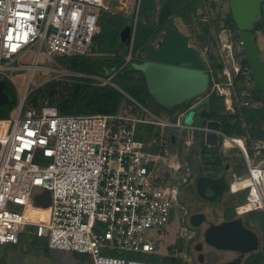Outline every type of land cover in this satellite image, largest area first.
<instances>
[{"label":"built area","instance_id":"1","mask_svg":"<svg viewBox=\"0 0 264 264\" xmlns=\"http://www.w3.org/2000/svg\"><path fill=\"white\" fill-rule=\"evenodd\" d=\"M111 10L109 0H0V78H13L15 69H28L32 78L46 67V59L48 67L58 65L63 76H81L62 67L58 57L90 53L101 12ZM155 10L158 17L161 7ZM29 53L33 61L23 63ZM233 58L231 69L223 68L228 81L213 77L211 93L229 96L231 88L226 85L247 76ZM242 95L249 105L250 93ZM26 99L24 95L5 123L0 120V246L19 243L33 227L50 248L89 254L94 264H171L127 256L158 250L152 232L167 228L175 208L187 212L180 203L179 184L164 181L166 168L175 160L164 131L143 139L139 126L184 129L187 145L194 142L193 131L207 128L150 111L151 118L128 113L64 114L57 105L35 106ZM245 142L246 138L240 147L248 170L237 179L246 180L249 208L264 210V144L255 142L252 155ZM45 190L51 191V203L39 207L49 215L38 219L27 209L38 205L34 196ZM181 234L193 235L186 226Z\"/></svg>","mask_w":264,"mask_h":264},{"label":"rangeland","instance_id":"2","mask_svg":"<svg viewBox=\"0 0 264 264\" xmlns=\"http://www.w3.org/2000/svg\"><path fill=\"white\" fill-rule=\"evenodd\" d=\"M118 1L119 0H109L112 6V10L101 12V17L99 19L100 28L95 34L96 40L99 41L101 44L104 43L103 44L104 50L107 49L110 50L111 52L114 51L113 49L114 46L116 45V42L114 43L115 41L114 37L116 31L117 29L123 27V23H122L123 21L121 19H125L128 22L132 20V24L135 25L139 18H142L143 20L151 19L153 13L141 7L142 0H127L126 5H120V6H118L119 5ZM159 2L163 3L164 0H156V4H159ZM154 13L157 14V11L155 10ZM230 13H231L230 0H205L204 5L199 8L198 12L195 15L196 17L191 25L184 23L180 18H178L174 14H171L169 18L173 19L175 25L183 33L188 35L189 45L191 47H195L200 51V53L206 60L209 68L212 67L214 68L215 64L222 63L223 68L230 67L231 69L234 61L233 57H235V60L240 64L241 61L247 57V53L242 43L239 29L223 28L219 33V39L216 42L210 39L209 37L210 33L205 32L206 20L211 19L213 21V24L215 21L219 20L218 23L224 27L225 20L230 16ZM163 31L159 33L158 37L164 38ZM212 32L214 33L216 32V28L214 25ZM125 33L127 32L123 31V35H125ZM133 33L134 30L132 31V39L130 40L131 46L133 41ZM257 35L261 49V56L264 61V28L258 30ZM154 43L158 45L159 40H156ZM228 43L231 44V48L226 45ZM139 48L135 49L134 52L128 57L133 59H142L146 51L143 50V46H140ZM108 53L110 52L99 50V51H93L92 53H90V55L97 56V55H106ZM32 61H33V54L31 53L27 54L22 60L23 63H27V64L31 63ZM43 64H45L46 67L44 69H38L32 78H30V73L28 69H15L12 73L13 78H8L13 83L20 100L21 98L24 97V95H27L28 97V95L31 94L33 90L44 85L49 80L54 78L63 79V77H65L63 76L62 72L58 69L59 67L58 65L57 67L55 66L56 68L48 67L49 66L47 65L49 64L48 59H46L45 62H43ZM60 65L64 68H67L63 66L61 63ZM242 70L248 71L246 73L247 76L245 77V74H243V76H239L238 81L233 84L236 89L234 88L232 90L231 88V93L232 92L234 93L235 101L240 104H241L240 100H242L243 98L240 97L237 99L236 96L240 95L237 89L244 88L247 90V92L252 93L251 91L254 88L260 87L252 68L250 69L248 68V66H246V67H242ZM74 72H79V71H74ZM222 74H223V70L221 75ZM126 75H129V73L126 71H122L121 73H119V75L116 78H113V80H117V79L122 80V77H125ZM135 77H139V74H136ZM223 77L224 75L221 76V78ZM94 78L104 82H109L110 80L112 81V77L105 79L98 76H94ZM125 79L127 80L126 77ZM132 81L133 80H130L128 82L132 85V87H128V90L134 95H137L139 91L140 92L142 91L141 94H145V95H144V100H142L143 103H140L138 100L137 101L139 103L135 101L132 103L129 102V100H126L127 105L123 107V110L126 111V113L137 114L145 118L147 117L151 118L152 116L149 113L150 111L151 113H154L156 115L167 118L170 117L171 120H177V114L175 115L173 114V116H171V111L173 106L168 107L158 102L155 99V97L150 93V91L148 93L147 91H144L141 88V86H138L139 84H135L138 82V79L137 80L134 79V81L133 82ZM28 82H30L29 86H27ZM234 90H236L237 92L236 95ZM261 93L264 94V91L262 90ZM196 98H194L193 100H195ZM193 100H191L190 103H192ZM37 102L41 104L47 102L51 103L49 99H40V98H38ZM177 106L178 105H176V107ZM141 125L150 126L151 128H155L156 131H160V132L162 131V126L160 125L147 124V123H141ZM259 125L260 124L258 125L255 124L254 127L253 126L249 127V130L253 128H260ZM164 129L165 130L163 131L165 132L167 130V127L166 128L164 127ZM176 132H178L181 135L183 131L181 129H177ZM249 133L251 134L250 131ZM251 136L254 139L252 134ZM252 145H253L252 142L249 141V146L252 147ZM181 149H182L181 159L184 160V163L186 164V158H187L186 156H188L191 146L185 145ZM173 165L176 167L178 165V160H174ZM167 171L170 170L165 171L166 179H167ZM209 191L212 190L209 189ZM204 199L208 200L206 198ZM201 200L202 197L200 198L199 201ZM212 202L214 201H210L208 205L213 204ZM18 208L21 209L22 207H18ZM27 211L29 214L35 215L38 219H46L49 215L48 211H41L39 205H35L33 208L30 209L28 208ZM250 220L255 223L253 224V227L259 231L261 237L260 243L261 245H263L264 234H262L263 233L262 230L264 231V219L261 216V212L258 210L252 211L250 213ZM184 225L187 228H190L189 227L190 223L187 218L186 220L182 221L181 217L178 218L173 216V219L168 224L166 229L152 232L153 236L159 241L158 250L150 254L128 253L127 256L133 258H141L149 261H163L164 259L162 257L173 255V256L181 257L182 264H221L223 261H226L230 259L233 255H235L236 252L234 250H224V251H219V249L215 250L217 249L216 247L205 242L203 233L194 235L193 238L188 236H183L181 234V228ZM206 228L207 225L204 227L203 225L200 227H195V226L192 227L194 233L201 229L204 231ZM32 231H34V228L29 227L27 231L24 233L25 236L31 238L32 233L30 232ZM199 241L204 242V250H203L204 255L202 257L203 261L200 262L198 261V258L200 255L199 252L201 250L196 248V244ZM253 257L254 256L252 255L248 256L249 259ZM0 264H94V263L91 255L86 253L74 252L63 249H52V248H49L48 250H44V248H42L40 245L38 246L29 245L27 247H23L22 243L19 242L17 245L12 244V245H4L3 247L2 246L0 247Z\"/></svg>","mask_w":264,"mask_h":264},{"label":"water","instance_id":"3","mask_svg":"<svg viewBox=\"0 0 264 264\" xmlns=\"http://www.w3.org/2000/svg\"><path fill=\"white\" fill-rule=\"evenodd\" d=\"M230 4L247 58L260 88L264 91V61L256 29L257 23L263 19L264 0H230ZM141 7L153 12L156 9V0H142ZM171 13L170 3L164 0L159 14L160 20L163 21L170 17ZM128 30L131 32L134 30L132 43L133 47L137 48L150 36L152 25L139 18L135 25H132V22L128 23L125 31L128 32ZM188 42V35L170 22L160 46L155 47L152 43L145 44L146 59L132 62L133 67L144 73L150 93L165 106L180 104L186 106L189 101L204 94L210 86L211 74L208 71L206 60L199 50L189 46ZM97 48L98 44H93V49ZM111 83L119 88L116 83ZM9 100L10 97L4 89V80L0 79V103ZM186 108L183 121L193 125L194 122L201 120L207 128L205 134L207 143L217 145L220 140V120L212 118L206 106H187ZM230 188L231 182L225 173L219 177L202 175L197 179L199 194L212 201L221 199L224 192ZM209 189L212 190L210 194L207 193ZM34 200L36 204L48 207L51 203V191L45 190L44 193H37ZM205 219V213H194L191 216V223L196 227ZM204 240L217 249L239 252L236 258L223 264H240L248 253L259 247L260 243L258 233L247 226L242 217L218 223L211 222L204 232ZM196 248L202 250L203 242L200 241ZM202 256L203 253H201Z\"/></svg>","mask_w":264,"mask_h":264},{"label":"trees","instance_id":"4","mask_svg":"<svg viewBox=\"0 0 264 264\" xmlns=\"http://www.w3.org/2000/svg\"><path fill=\"white\" fill-rule=\"evenodd\" d=\"M171 7L172 13L178 18H180L184 23L191 25L195 19V15L198 12L199 8L202 7L205 3V0H167ZM154 13V11H153ZM155 13L152 15L151 19L148 20V23L152 25V30L150 33V40L153 41L159 33L164 29V23L158 26L156 25ZM171 19V18H170ZM123 22V27L117 29L115 34L116 45L114 46V51L104 50L103 44L96 40L94 37V41L99 43V50L110 52L106 55H97L93 56L90 54L87 55H73V56H59L58 61L65 67L73 71H80L95 75H100L105 78H116L119 73L122 71H126L129 75L122 77V80L117 79L113 80L117 85H119L124 91L128 94L130 93L136 100L140 103H143L144 95L139 93L137 95L132 94L128 87H132L130 80L138 79V82L135 84H139L144 91L149 93V89L147 87L146 78L144 73L133 67L132 62L134 61H142L140 59L131 58L128 60V56L134 52L135 49H131V39L132 32L128 30L125 35H123V31L127 28V25L131 21H127L125 19H121ZM174 23V20L171 19ZM219 20L213 21L211 19L206 20L205 23V32L210 33V39L216 42L219 39V33L223 28H231L238 29L237 23L235 22L232 12L230 16L225 20L224 27L218 23ZM213 25L216 28V32H212ZM125 27V28H124ZM264 28V4H263V19L257 23V30H261ZM216 63V62H215ZM243 67L248 66L251 69L250 62L246 57L241 61ZM223 64H215L214 68H209L208 71L211 74V81L208 90L204 93L207 94L211 90V86L213 85V77L216 80H220L221 77L218 75L222 73ZM136 74H139V77H135ZM223 75V74H222ZM68 79H51L46 82L44 85L38 87L33 90L31 94L27 97V103L30 105L40 106L41 103H38V98L40 99H49L50 104L57 105L60 111L64 114H80V113H118L122 109V105L125 100L132 101L125 93H123L118 87L115 85L104 82L92 77L82 76L78 77V75H69ZM224 80H227V76L224 75ZM4 80V89L7 91L10 100L8 102L0 103V119H7L10 117L12 110L18 105L20 98L16 92V89L8 79V77L3 78ZM132 81V82H133ZM185 106L183 104L173 106L171 113L179 108H184L189 106V103ZM206 106L210 115L216 116V113L221 109L222 110V118H223V128L224 131L229 135H245L247 133V129L243 127L242 122L237 121L235 124L230 123L229 117L223 115L225 113L226 105L224 104L223 99H220L216 93H211L209 100L203 105ZM4 121V120H3ZM153 128L149 129L144 125L139 127L138 136L142 137L147 134V132L152 133ZM254 138H261L264 140V129L255 128L249 130ZM175 135V141L178 139V132H173ZM172 142V141H171ZM203 142V141H202ZM173 145V144H172ZM180 147L174 149L173 152H180ZM250 149V148H249ZM216 150H219L217 147ZM214 169L218 171L220 168H225L228 164L229 159L222 158L215 154ZM212 161L210 160L209 163ZM261 212V211H260ZM264 212V211H263ZM261 212V216L264 219V213ZM31 238L22 234L20 243H22L23 247H27L29 245L38 246L40 245L44 250H48L49 244L48 240L42 237H39L34 231L30 232ZM17 245V244H15ZM4 246V245H3ZM2 246V247H3ZM1 247V246H0ZM253 258L247 261V264H264V243L263 245H259V247L252 254ZM163 262L171 263V264H182V258L179 256H164L162 257Z\"/></svg>","mask_w":264,"mask_h":264},{"label":"crops","instance_id":"5","mask_svg":"<svg viewBox=\"0 0 264 264\" xmlns=\"http://www.w3.org/2000/svg\"><path fill=\"white\" fill-rule=\"evenodd\" d=\"M152 15H154V13H152ZM155 19H157V15L155 16ZM144 21L148 23V20H144ZM93 44H98V48L93 49V46H92V50L90 51V53H92L93 51H99V47H100L99 43L94 41ZM137 48H134L133 43H132L131 49H137ZM90 53H87V54H90ZM87 54H82V55H87ZM130 59L131 58L128 57V60ZM80 73H82V75L81 76L78 75L79 78L82 76H88L92 78H94V76H98L101 78H105L100 75H95V74H90V73H85V72H80ZM223 75H226V74L223 73ZM67 76L69 75H65L63 79H68ZM218 76L221 77L222 75L219 74ZM220 81L227 82L228 76H227V80L220 78ZM111 82H114V81L110 80L109 83ZM229 87L232 88V90L235 88L234 85L227 84L226 88H229ZM119 89L122 91V88L120 86H119ZM234 91L237 94L236 90ZM237 91L238 93H240L239 96L238 95L236 96L237 99L240 97L243 98L242 100H240L241 104L235 101L233 92L229 96L217 94V96L220 99H223L224 104L226 105L225 113L223 115H226L227 117H229V121L232 124H235L237 121L242 122L243 127H245L247 130H249V127H252V126L254 127L255 124L257 125L260 124L259 127L264 129V94L261 93L262 91L261 88L260 87L254 88L251 91L252 93H250V96H248V99H250L251 101L249 105L244 104V99H246L247 97L245 95H242V93L244 92L246 93L247 90L244 88H239L237 89ZM125 94L132 101L139 103L135 98L133 99L130 94L126 93V91H125ZM210 96H211V92L198 96L195 100H193L192 103H189V107L190 106L202 107L209 100ZM225 98H229V100L226 101ZM125 105H127L126 100L124 101L122 105L121 111H119L118 113H126V111L123 110V107H125ZM186 109H187L186 107L179 108L175 110L173 113H171V116H173V114L174 115L177 114V120L179 119V117H181V120L183 121L184 114L183 115H180V114L183 111H186ZM221 109L216 113V116L211 115L212 118L220 120V130H219L220 140L217 145H212V144L207 143L205 139V134H206L205 130L193 131L192 134L194 136V142L191 145H187L185 144V141H184L185 136H186V130L177 128V127H172V126L167 127V130L164 132V134L168 140V146L170 150L172 151L173 155L175 156V160H178V165L176 167L170 166L166 168L167 170H170V171H167V179H166V174L164 172V176H165L164 181H168L171 183L174 182V183L179 184L180 189H181L180 190L181 191L180 203L184 206L186 205V207L188 205L192 209V211H194L195 213H198V212L205 213L206 219L204 221H210V223L220 222L224 219H232V218L241 216L243 217V219H246L247 222H250L249 215L252 211L258 210V211L263 212L264 210L259 209V208L250 209V208L244 207V205L248 203V189L244 188L243 185L238 187L237 188L238 190L233 189V187H231L230 190H227L224 192L221 199L215 200L214 202H212L213 204L211 205H208V203L212 200L210 201L209 199L205 200L204 197L199 194L198 189H197V179L202 175H211V176L219 177L223 173H225L229 181L234 182L235 180H237L239 176H244L246 174L248 170V165L245 160L243 151L240 147V143L238 141L237 142L230 141V138L228 137H236L237 139L246 138L245 144L248 148V151L252 155L255 153V146H254L255 142L260 141V142H263L264 144V140L261 138L253 139L249 131H247L245 135L227 134L223 128L224 120L221 116L222 114ZM168 119L171 120L170 117H168ZM171 121H175V120H171ZM194 125L200 126V127H206L205 124L201 122V120L194 122ZM146 127L151 129L150 126H146ZM177 129H181L183 132L181 133V135L178 133L179 137L175 141V135L173 132H176ZM162 130H165V129L163 128ZM159 132L160 131H156V129L153 128L152 133L147 132V134L145 136H142L141 138L149 139L153 136L157 137V135L160 134ZM221 132L226 134L228 137H224L221 134ZM249 141L252 142L253 144L252 147L249 146ZM185 145L191 146L190 152L188 153V156H186L187 157L186 164L184 163V160L181 159L182 149H180V152H173L174 149H177L179 147L183 148V146ZM217 147H219V150H216ZM154 149H157V147L155 146ZM263 151H264V146L262 149V156H264ZM215 154L216 155L218 154V156L222 158L227 157L229 159V162L225 166V168H222V169L220 168L218 171L214 169L213 161H215L216 159ZM210 160L212 161L211 163H209ZM201 197H202V200L199 201ZM187 212L185 213L184 209H181L178 207L174 209L173 216L178 217V218L181 217V220L184 221L186 220L185 216H187L186 215ZM251 224L253 225L255 223L252 221ZM192 226L191 225L189 226L190 229H192ZM262 232H263L262 234H264V231ZM219 250H222V249H219Z\"/></svg>","mask_w":264,"mask_h":264},{"label":"flooded vegetation","instance_id":"6","mask_svg":"<svg viewBox=\"0 0 264 264\" xmlns=\"http://www.w3.org/2000/svg\"><path fill=\"white\" fill-rule=\"evenodd\" d=\"M163 4H164V2L162 3V2H159V4H157L156 6H163ZM155 11V10H154ZM160 16H158L157 17V19H156V25L158 26V24L159 25H161V24H163L164 23V38H165V35H166V32H167V28H168V26H169V24H170V22H172L171 21V19L168 17V18H166V19H164L163 21H161L160 20V18H159ZM159 36V35H158ZM156 37L153 41H151L150 40V36L148 37V39L146 40V42L145 43H143L142 45H140V46H143V50H145V44H147V43H152L155 47L157 46H160V44L162 43V41L164 40V38H161V37ZM156 40H159V44L157 45L156 43H154ZM189 43V42H188ZM139 46V47H140ZM190 46V45H189ZM138 47V48H139ZM140 49V48H139ZM141 50H142V48H141ZM199 53H200V51H199ZM201 54V53H200ZM202 55V54H201ZM203 57V56H202ZM204 58V57H203ZM146 59V52H145V55H144V57L142 58V59H140V60H145ZM205 60V59H204ZM207 193H211V191H207ZM185 207H186V205H185ZM187 214L189 215L188 217L189 218H187L188 220H189V223H190V225L192 226V224H191V222H190V215L191 214H193V213H195L194 211H192V209L187 205ZM250 216V215H249ZM239 217H241V216H239ZM236 218V217H235ZM243 218V217H242ZM232 219H234V218H232ZM224 220H228V219H224ZM224 220H222V221H224ZM244 221H245V223H246V225L247 226H249V227H251L253 230H255L257 233H258V235H259V237H260V233H259V231L256 229V228H254L253 227V225L251 224V220H250V222H247V220L246 219H244ZM208 222V223H207ZM221 222V221H220ZM216 223H218V222H216ZM203 225V227L204 226H206L207 225V227L210 225V221H204L203 223H201L199 226H196V227H200V226H202ZM252 225V226H251ZM258 226V225H257ZM193 227V226H192ZM259 227V226H258ZM191 230H193V229H191ZM206 230V229H205ZM205 230L203 231L202 229L201 230H199V231H197V232H195L194 233V230H193V235L192 236H190V237H192L193 238V236L194 235H198V234H201V233H203V235H204V232H205ZM203 231V232H202ZM263 231V230H262ZM200 242V241H199ZM199 242L196 244V246L199 244ZM203 242V241H202ZM260 242H261V237H260ZM259 245H261V243H259ZM204 242H203V248H202V250L199 252V258H198V261L200 262V261H203V256L201 257V253H203V255H204ZM215 250H218V249H215ZM219 251H224V250H219ZM236 253H235V255H233L230 259H228V260H226V261H229V260H231V259H234V258H236L238 255H239V252L238 251H235ZM254 253V251L253 252H250V253H248L247 255H246V257L243 259V261L240 263V264H247V261H248V256H251L252 254ZM226 261H223L221 264H223L224 262H226Z\"/></svg>","mask_w":264,"mask_h":264},{"label":"bare ground","instance_id":"7","mask_svg":"<svg viewBox=\"0 0 264 264\" xmlns=\"http://www.w3.org/2000/svg\"><path fill=\"white\" fill-rule=\"evenodd\" d=\"M6 121H4L3 123H5ZM237 141H239V143H242L243 142V139H238ZM244 183H246V180H244V179H237V180H235L234 181V183H233V189H237L238 187H240L241 185H243ZM244 186V185H243ZM238 190V189H237ZM236 191V190H235ZM244 207H246V208H249L250 207V205L249 204H246V205H244Z\"/></svg>","mask_w":264,"mask_h":264},{"label":"clouds","instance_id":"8","mask_svg":"<svg viewBox=\"0 0 264 264\" xmlns=\"http://www.w3.org/2000/svg\"><path fill=\"white\" fill-rule=\"evenodd\" d=\"M0 79H3V78H0ZM0 120H4V119H0ZM18 244V243H17ZM7 245H12V244H7Z\"/></svg>","mask_w":264,"mask_h":264}]
</instances>
